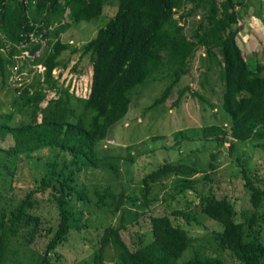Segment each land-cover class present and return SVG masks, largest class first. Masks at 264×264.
<instances>
[{"label":"trees","instance_id":"obj_1","mask_svg":"<svg viewBox=\"0 0 264 264\" xmlns=\"http://www.w3.org/2000/svg\"><path fill=\"white\" fill-rule=\"evenodd\" d=\"M258 2L253 14L264 23V0ZM253 3L119 0L114 15L78 47L63 41L60 33L72 24L96 20L103 14L105 0H0V84L7 85L13 75L12 67L18 66L22 73L20 61L30 73L34 71L31 64L43 65L41 72L33 73L31 81L13 87L12 108L0 112V135L11 134L13 138L11 146L0 147V166L11 175L13 188L27 186L17 199L0 195V202L5 200L0 206V262L6 259L9 249L18 253L24 248L29 251L27 259L16 260L15 264H55L58 247L68 240L71 231L86 227L84 220L94 211L117 216V220L102 229L97 248L77 264H106V254L111 256L110 264H225L226 252L240 264H264L263 218L257 213L264 203L263 180L256 175L250 177L244 166L240 172L253 209L240 211L239 216L226 196L197 189L199 180L192 178L197 169L186 162L167 161L144 175L140 196L124 190L115 192L111 182L102 190L92 191L81 179L82 173L96 169L119 176L120 165L127 157L101 143L112 125L127 113L132 93L150 81L166 78L170 81L151 106L165 102L201 49L199 60L204 76L200 85L213 94L209 77L216 73L220 104L230 120L229 127L202 126L198 129L202 138L218 145L228 142L231 155L239 142L252 141L264 147V64L248 59L237 44L238 28L234 27L242 15L239 8ZM188 4L192 7L179 11ZM199 9L203 10L202 16L193 22L192 33L186 34L185 23L180 20ZM31 32L44 40V46L40 40L25 37ZM25 40L31 54L26 59L19 57L24 50L19 45ZM67 50L71 55L80 53L71 67L73 71L83 56L90 57L91 82L83 97L77 96L69 85L59 86L70 59V55L63 56ZM178 90L177 102L190 90L192 96L213 106L198 90L189 86ZM48 91L55 95L47 98ZM16 112L28 114L29 119L11 124ZM178 134L183 136L184 131ZM210 154L208 167L214 171L217 165L213 160L218 154L215 150ZM236 159L242 165L240 158ZM28 163L39 166L40 171L26 178L22 166ZM208 174L203 178L208 179ZM171 176L165 199L193 191L199 210L218 222L221 229L211 231L206 241L198 243L175 221L181 217L188 222L195 219L192 212L179 209L171 214L150 215L152 240L132 249L121 230L152 204L153 185ZM26 180L29 183L25 186ZM43 195L55 203L59 220L55 228L47 230L51 235L44 250L36 252L29 245L43 228L41 217L33 210ZM187 252L191 254L186 256Z\"/></svg>","mask_w":264,"mask_h":264},{"label":"rangeland","instance_id":"obj_2","mask_svg":"<svg viewBox=\"0 0 264 264\" xmlns=\"http://www.w3.org/2000/svg\"><path fill=\"white\" fill-rule=\"evenodd\" d=\"M253 1L256 3L255 5L253 3L246 8L243 6L239 8L242 15L238 23L234 25L238 28L236 41L249 60L264 64V23L253 14L255 6L259 3L258 0ZM118 3L119 0H105L102 15L94 21L70 25L67 30L60 33L61 38L63 41L78 47L83 45L95 35L99 27L103 26L114 15ZM191 7L192 5L188 4L179 11ZM202 14L203 10L199 9L194 14L185 16L183 20L179 19L181 23H185L184 32L186 34L192 33L193 22H196ZM201 53L202 49L190 61L188 72L181 77L180 82L175 85L165 102L151 106L155 98L161 95L166 84L170 81L169 79H156L134 90L127 113L112 125L108 136L101 143L103 147L114 150V153L126 156V161L120 165L118 177L101 169L82 173L81 179L89 185L92 191L95 188L102 190L107 183L111 182L115 192L124 190L127 194L140 196L141 180L144 175L167 161L186 162L197 169L192 178L199 180L197 183L198 190H203L205 193L212 190L218 197L226 196L234 203L238 216L240 211L253 209L250 202V192L244 186V179L240 170L244 166L250 177L253 178L256 175L262 178V186L264 187V147L257 146L252 141L239 142L235 153L231 155L228 150V142L224 145H218L216 142L202 138V134L198 130L202 126L219 124L229 127L230 120L220 104L216 73L209 77V84L210 86L213 85L215 89L213 94L204 90L200 85V80L204 76V67L200 66L199 60ZM38 54L39 52H37ZM64 55L66 57L70 55V59L60 78L59 86L63 88L65 85H69L70 90L74 91L77 96L83 97L87 94L91 82L90 57L89 55L83 56L78 63V69L73 71L71 67L78 60L80 53L71 55L67 50ZM19 65L21 68L23 66L22 76L14 74L8 78L6 86L0 84V112L12 108L11 91L13 87H17L18 83L23 80L28 82L33 78L34 74L28 72L23 62H19ZM15 68H11L12 73H15ZM186 86L192 90H198L213 103V106L197 96H192L190 90H187L177 102L178 89ZM54 95L53 91H48L47 98ZM28 119V114L16 112L10 123L17 124ZM180 130L184 131L183 136L178 134ZM12 144L11 134L0 135V147L8 148ZM213 150L218 154L213 160L217 165L214 171L208 167V163L212 160L210 153ZM129 154H131L130 157ZM237 157L240 158L242 165L237 163ZM4 158L2 156L3 160ZM22 168L27 175L26 178H29L32 172L38 173L40 171L39 166L34 167L30 163L24 164ZM208 172L209 178L204 179L203 176ZM6 173L7 171L4 172V168L0 166V195L7 199L9 197L17 199L23 195L29 181L26 180L27 182L23 183L26 187L17 189L15 186L13 188L10 184L11 175ZM171 179L172 176L153 185L150 194V196H154L152 204L144 213H141L136 221L127 223L126 228L121 230L123 239L132 249L152 240L149 225L150 215L171 214L173 210L179 209L192 212L195 219L188 222L181 217L176 218L175 221L186 228L198 243L206 241L210 237L211 231L221 229L218 222L208 218L199 210L193 191L165 199ZM4 203L5 200L1 201L0 206ZM33 212L41 217L43 231L29 246L32 251L42 252L51 235L46 232L50 228L56 227L59 220L58 213L55 203L44 195L40 197ZM257 213L259 217L263 218L261 220V236L264 237V203L257 209ZM171 217L174 218V216ZM116 220L117 216H105L101 212L92 211L84 220L87 224L86 227L71 231L68 240L58 247L59 257L53 258L55 264H77L81 260L89 258L98 246L102 229L108 224H114ZM23 249H19L18 253L9 249L6 259L0 264H15L16 260H26L29 251L26 252ZM190 254L187 252L185 255L189 256ZM224 260L225 264H240L228 252L225 253ZM111 261V256L106 254L104 262L110 264Z\"/></svg>","mask_w":264,"mask_h":264},{"label":"built area","instance_id":"obj_3","mask_svg":"<svg viewBox=\"0 0 264 264\" xmlns=\"http://www.w3.org/2000/svg\"><path fill=\"white\" fill-rule=\"evenodd\" d=\"M25 37H26V38H29L30 41H37V40H40V41L42 42L43 46H44V40H42V39L40 38V36H36L34 32H31V33L25 34ZM27 40H28V39H27ZM27 40L22 41V42L20 43V45H19V47L24 48V50L21 52V55H20L19 57H21V58H25V59H26L27 57H28V58L31 57L30 52L26 49V47L28 46V41H27ZM20 62L22 63V61H20ZM30 67L34 69L33 73H34V72H41V71L43 70V65H42L41 63L31 64ZM15 69H16V71H15V73H13V75L16 74V75H20V76H22V73H19V71L17 70V69H18V66H16ZM23 81H24V80H23ZM20 83H21V82H20Z\"/></svg>","mask_w":264,"mask_h":264}]
</instances>
